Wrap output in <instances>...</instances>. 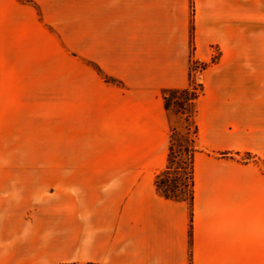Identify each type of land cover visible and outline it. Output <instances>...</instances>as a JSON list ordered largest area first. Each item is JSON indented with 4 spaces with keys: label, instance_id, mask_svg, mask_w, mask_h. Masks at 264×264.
<instances>
[{
    "label": "crops",
    "instance_id": "obj_1",
    "mask_svg": "<svg viewBox=\"0 0 264 264\" xmlns=\"http://www.w3.org/2000/svg\"><path fill=\"white\" fill-rule=\"evenodd\" d=\"M194 60L189 203L155 179L163 93L191 87ZM54 71L62 159L7 160L38 134L0 125V264H264V0H0V121L5 89Z\"/></svg>",
    "mask_w": 264,
    "mask_h": 264
},
{
    "label": "rangeland",
    "instance_id": "obj_2",
    "mask_svg": "<svg viewBox=\"0 0 264 264\" xmlns=\"http://www.w3.org/2000/svg\"><path fill=\"white\" fill-rule=\"evenodd\" d=\"M206 66L207 64L202 63L199 66L200 71L193 74L192 84L195 85V88L201 83L199 74ZM61 75L60 71L48 74L37 73L36 76L39 79L37 87L5 89L7 102L5 107L1 109L2 121H0V125L7 129L17 127L22 131H28V128H32L38 134L36 151L10 150L9 145H7V160L60 161L62 159L61 130L64 89L61 86ZM36 76L34 74L32 78ZM46 84L47 86H45ZM261 94L264 95V88ZM14 96L15 102L12 98ZM190 97H192L191 93L169 95L170 113L174 122L172 133L173 161L172 169L162 175L161 181L164 183L163 188L166 191L178 196H184L186 193L184 190L174 188L173 185L175 182H188V165L193 153L190 151H194V147L197 145L193 141L191 129L195 120L192 114L195 110V104L189 102ZM241 158L256 160L254 154L248 153L242 155Z\"/></svg>",
    "mask_w": 264,
    "mask_h": 264
},
{
    "label": "trees",
    "instance_id": "obj_3",
    "mask_svg": "<svg viewBox=\"0 0 264 264\" xmlns=\"http://www.w3.org/2000/svg\"><path fill=\"white\" fill-rule=\"evenodd\" d=\"M215 61V60H214ZM213 61V62H214ZM204 89V86L202 83H200L198 85V87L195 88V85H191V87L187 88V89H182V90H165L163 95L165 97V101H166V105L167 108H170L171 106V102L169 100V95L170 94H181V93H191L192 97L189 98V102L192 104L196 103L197 98L202 94ZM194 118H195V114H196V108L194 110V112L192 113ZM192 129V134H193V141L195 143H197V138H198V127L197 124L194 120L193 125L191 127ZM173 129L171 131V146H170V153H169V160H168V165L167 167L162 170L161 172H159L156 176L155 179V185L156 188L158 190V192L164 196L167 199H173V200H183V201H187V202H191L193 200L194 197V155L196 153V151L198 150L197 145H195L194 147V151H190L192 153V156L190 158V163L188 165V182H184L182 181V183H177L175 182L173 187L178 189V190H184L186 195L184 196H178L174 193L168 192L166 191L163 187H164V183H162L161 181V177L162 175L167 172L170 171L172 169L171 164H172V157H173V145H172V140H173ZM182 168V167H181ZM62 264H97L94 262H87V263H77V262H68V263H62Z\"/></svg>",
    "mask_w": 264,
    "mask_h": 264
},
{
    "label": "built area",
    "instance_id": "obj_4",
    "mask_svg": "<svg viewBox=\"0 0 264 264\" xmlns=\"http://www.w3.org/2000/svg\"><path fill=\"white\" fill-rule=\"evenodd\" d=\"M202 64L199 60H194L192 63V74L198 73L200 71L199 66Z\"/></svg>",
    "mask_w": 264,
    "mask_h": 264
}]
</instances>
